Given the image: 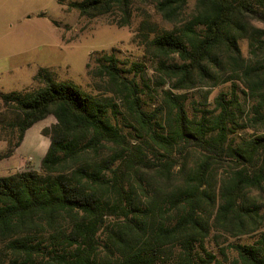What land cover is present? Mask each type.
I'll list each match as a JSON object with an SVG mask.
<instances>
[{
    "label": "trees",
    "instance_id": "1",
    "mask_svg": "<svg viewBox=\"0 0 264 264\" xmlns=\"http://www.w3.org/2000/svg\"><path fill=\"white\" fill-rule=\"evenodd\" d=\"M188 2L156 0L169 26L145 18L138 27L174 81L151 111L135 77L144 66L125 74L115 53L96 58L111 95L58 80L47 66L33 77L37 87L0 90V158L33 125L55 119L42 130L50 145L40 166L0 176V264H264V132L237 138L245 104L235 83L215 109L194 113L179 92L242 80L257 100L250 125L264 128V26L256 23L264 25V0H196L186 17ZM68 5L86 17L122 13L126 25L134 0ZM243 38L255 59L243 55ZM214 230L216 243L225 234L256 239L221 245L220 257L208 246Z\"/></svg>",
    "mask_w": 264,
    "mask_h": 264
},
{
    "label": "rangeland",
    "instance_id": "2",
    "mask_svg": "<svg viewBox=\"0 0 264 264\" xmlns=\"http://www.w3.org/2000/svg\"><path fill=\"white\" fill-rule=\"evenodd\" d=\"M70 1L0 0V90L10 92L37 87L33 76L40 67L47 66L58 80L72 81L91 93L111 95L108 88H104L105 79L97 72L96 58L104 53H115L121 67L126 70L125 74L134 62L144 66L143 78L141 72L135 76L142 89L140 96L144 109L151 111L158 107L164 91L171 90L174 81L161 74L158 70L159 59L147 50V45L137 35L138 27L145 18L161 27L169 26L156 9V0H134L133 16L126 25L119 24L123 20L122 13L86 17L77 9L70 8ZM195 9L196 0H189L185 16L194 13ZM40 13L43 14L38 15ZM239 44L246 58L255 59L250 52L248 39H241ZM134 75L135 71L128 73L129 77ZM233 83L237 84L241 102L245 104V111L239 116L243 128L237 130V138L263 133L264 128L260 127L257 131L250 125L252 107L257 100L248 93L250 91L242 80L201 85L179 92L187 94L189 111L194 113L197 109H215V98L222 92L230 93ZM114 97L118 103L121 102L120 95ZM51 119L54 118L48 117L47 122ZM260 200L263 203L261 214L264 215V196ZM217 234L219 231L214 230L212 237ZM214 237L208 246L221 257L219 246L252 243L256 234H225L219 243L213 240ZM228 251L232 258L233 251Z\"/></svg>",
    "mask_w": 264,
    "mask_h": 264
},
{
    "label": "crops",
    "instance_id": "3",
    "mask_svg": "<svg viewBox=\"0 0 264 264\" xmlns=\"http://www.w3.org/2000/svg\"><path fill=\"white\" fill-rule=\"evenodd\" d=\"M42 14L43 13H40L38 15ZM47 120L48 118L36 123L28 129L22 144L11 156L0 158V172H8V174L2 173L0 176L9 175L24 169H37L40 166L50 145L49 137L43 135L42 130L55 122V119H51L49 122H47ZM6 150L7 143L5 141H0V154L4 153Z\"/></svg>",
    "mask_w": 264,
    "mask_h": 264
}]
</instances>
